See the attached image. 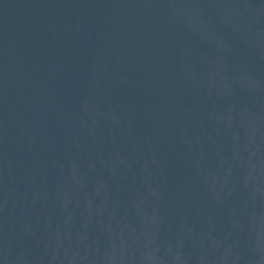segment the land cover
<instances>
[{
	"label": "water",
	"instance_id": "obj_1",
	"mask_svg": "<svg viewBox=\"0 0 264 264\" xmlns=\"http://www.w3.org/2000/svg\"><path fill=\"white\" fill-rule=\"evenodd\" d=\"M0 264H264V0H0Z\"/></svg>",
	"mask_w": 264,
	"mask_h": 264
}]
</instances>
